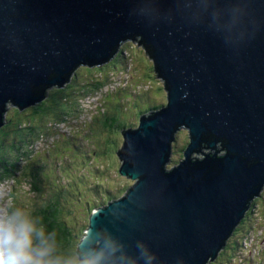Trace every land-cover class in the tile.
Here are the masks:
<instances>
[{"label":"water","instance_id":"1","mask_svg":"<svg viewBox=\"0 0 264 264\" xmlns=\"http://www.w3.org/2000/svg\"><path fill=\"white\" fill-rule=\"evenodd\" d=\"M138 37L166 105L120 130V177L137 179L91 211L77 259L219 263L264 188V0H0V126ZM180 130L184 157L165 169Z\"/></svg>","mask_w":264,"mask_h":264},{"label":"rangeland","instance_id":"2","mask_svg":"<svg viewBox=\"0 0 264 264\" xmlns=\"http://www.w3.org/2000/svg\"><path fill=\"white\" fill-rule=\"evenodd\" d=\"M137 42L124 40L117 45L113 56L116 54L118 62L109 60L79 65L62 86L47 88L52 95L46 102L49 110L44 115L31 114L34 121L45 117L43 126L32 140L35 142L29 157L24 154L25 162L19 161L15 175L0 182V218L19 210L41 227L45 237L50 229L42 224L35 211L46 203L50 188L61 193L59 206L75 234L73 244L62 251L65 259L60 261L63 264H78L76 242H80L88 227L91 208L106 204L104 197L107 199L110 194L118 198L123 196L124 190L135 183L130 177H120L121 161L117 152L122 150L124 137L119 127H137L139 116L145 114L146 104L149 108L166 103L163 80L155 72L144 45ZM60 89H63L62 93L57 94ZM62 97L66 99L56 101ZM12 111L13 108L6 109V115ZM102 112L114 117L116 122L109 133L101 131L95 122ZM174 137L173 152L164 164L165 169H171L183 159V150L189 143L187 130L176 131ZM194 157L201 158L202 155H191V159ZM32 159L35 164L30 163ZM28 164L34 165L35 170H24ZM33 172L37 176L35 181L45 180L44 190L39 195L30 192ZM245 212L244 227L236 229L233 237L243 238L239 239L238 250L222 253L219 263L210 264H264V188L259 197L253 198L252 208ZM67 250H70L69 255Z\"/></svg>","mask_w":264,"mask_h":264},{"label":"trees","instance_id":"3","mask_svg":"<svg viewBox=\"0 0 264 264\" xmlns=\"http://www.w3.org/2000/svg\"><path fill=\"white\" fill-rule=\"evenodd\" d=\"M136 40H139V38H137ZM110 61L111 63H115L116 61L118 62V57L116 56V54L115 56H113V54L111 55ZM73 75L75 76V74ZM72 80H74V78H72ZM62 91L63 89H60L57 94H61ZM51 96H52L51 93L47 90L45 98L42 99L40 102H37V104L32 105L23 110H19L18 108L14 107L12 114H10L9 116L6 115V111L4 112L3 118H2L3 125L2 127H0V166L2 165V167L4 168L0 169V182H2L3 180L9 179L12 176L11 174L15 175L16 169L20 164L19 161L25 158L23 157L24 154H27L26 158L29 157L30 149L32 147V144L35 142V140L33 142L32 140L34 139L36 133L40 131L41 126H43V119L45 117L43 116L38 121H34V116H32L31 114L33 113L37 115H44L49 110L46 102L51 99ZM64 99H66V97H62L59 100L56 99V101H62ZM162 105H165V103ZM162 105L160 106L150 105V107L148 108L149 105L146 104V107L144 110L145 114L148 113V115H150V113L152 112H159V108ZM95 122L98 124V127L101 131H105L107 133L111 132L115 128V125H116L114 117H110L109 114L106 112L100 113L95 118ZM138 122H139V118H138ZM123 128H128V125H121L119 127L120 130ZM9 130H11V135H8ZM107 141L108 140H106V142ZM172 144L173 142L171 143V150H172ZM221 151H223L222 147H221ZM10 152H12L13 154L12 157H10L11 155ZM26 161H29V160H26ZM30 163L35 164L33 159ZM23 169L24 170L25 169L35 170L34 165H31V164L24 166ZM36 179H37V176L33 172L30 176V182H29L30 192L31 193L37 192V195H39V193H42L44 190L43 184L45 180L40 179L38 181H35ZM128 189L126 188L124 190V195L127 193ZM92 191L96 192L97 190L92 189ZM48 194L49 195H48V198L46 199V203H44V206L42 207L40 206V209L36 210L35 212L38 215L37 217H39L42 220V224L48 225L50 229L48 243L51 248V258L59 259V260L65 259V257L62 258V251L65 248H69V244L71 245L73 244L75 234L73 233L72 229L69 228V225L67 224L65 216H63V209L62 207L59 206V197L61 196V193L58 192V190H53L52 188H50ZM115 196H116L115 194L113 195L110 194L107 199L104 197V203L105 202L107 203L113 199H117L118 197H115ZM252 203L253 202H251L250 204L251 207H249L248 209L252 208ZM94 207L96 206H93V208ZM244 220H245V216L238 224L239 227L237 226L238 228L236 227L231 232L224 247L220 248L219 250L220 254L226 253L229 250L233 252H236L238 250V247L240 246L239 244L241 242V240L239 239H243V238L234 239L233 237L235 235L236 229L242 230V228L244 227ZM37 228L43 232L40 226ZM77 244L78 243L76 242V246ZM67 252L69 255L70 250H67ZM65 255H66V252H65ZM208 263L209 262H207L206 264ZM61 264H63V262ZM78 264H79V261H78Z\"/></svg>","mask_w":264,"mask_h":264},{"label":"clouds","instance_id":"4","mask_svg":"<svg viewBox=\"0 0 264 264\" xmlns=\"http://www.w3.org/2000/svg\"><path fill=\"white\" fill-rule=\"evenodd\" d=\"M223 153L224 150L218 152L219 155ZM0 264H61V261L51 258L48 239L37 228L33 219L17 210L5 218H0ZM84 264L95 262L85 261Z\"/></svg>","mask_w":264,"mask_h":264},{"label":"bare ground","instance_id":"5","mask_svg":"<svg viewBox=\"0 0 264 264\" xmlns=\"http://www.w3.org/2000/svg\"><path fill=\"white\" fill-rule=\"evenodd\" d=\"M138 38H139V40H140V37H138ZM139 40H138L137 43H140ZM140 44H141V43H140ZM130 128H131V127H130ZM216 150H217L218 152H222V151H221V147L217 148ZM192 152H194V148L190 151V154H191ZM190 156H191V155H190ZM168 161H169V159H168ZM168 161H167V162H168ZM136 179H137V178H135L134 180H136Z\"/></svg>","mask_w":264,"mask_h":264},{"label":"flooded vegetation","instance_id":"6","mask_svg":"<svg viewBox=\"0 0 264 264\" xmlns=\"http://www.w3.org/2000/svg\"><path fill=\"white\" fill-rule=\"evenodd\" d=\"M49 234H50V231H49ZM46 238L48 239V238H49V236H46Z\"/></svg>","mask_w":264,"mask_h":264}]
</instances>
